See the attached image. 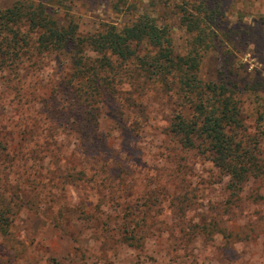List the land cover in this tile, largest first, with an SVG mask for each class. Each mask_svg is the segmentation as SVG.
<instances>
[{"label":"rangeland","instance_id":"rangeland-1","mask_svg":"<svg viewBox=\"0 0 264 264\" xmlns=\"http://www.w3.org/2000/svg\"><path fill=\"white\" fill-rule=\"evenodd\" d=\"M15 1L0 0V6ZM116 1L72 0L68 5L85 32L151 12L172 27L176 48L185 51L190 34L176 14L178 0L168 5V0H127L118 8ZM220 9L223 28L232 33L219 49H234L240 76L264 80V0H223ZM218 52L203 58L206 77H215ZM67 61L68 56H53L38 70L29 69L20 90L30 92L33 106L27 115L28 106L12 105L17 92L7 87L0 71V135L18 155L19 167L0 163V206L8 202L13 210L10 234H0V264H264V176L231 194L228 176L210 154L184 153L165 133L175 102L164 93L127 97L122 124L115 114L121 107L118 98L96 101L97 137L85 141L79 125L88 107L71 109L66 100L70 91L62 82L73 73ZM254 105L251 94L247 107ZM21 116L28 118L25 127ZM137 119L142 120L140 133L130 129ZM26 130L36 135L31 138ZM35 148L38 153L22 156ZM150 187L164 203L148 210L149 223L156 224L142 250H135L121 241L119 227L128 207L144 203ZM185 193L192 203L180 210L177 199ZM211 224L215 233L209 235ZM187 238L192 241L185 249Z\"/></svg>","mask_w":264,"mask_h":264},{"label":"trees","instance_id":"trees-1","mask_svg":"<svg viewBox=\"0 0 264 264\" xmlns=\"http://www.w3.org/2000/svg\"><path fill=\"white\" fill-rule=\"evenodd\" d=\"M126 1H116L115 6ZM222 1L178 0L175 4L180 24L190 34L184 52L175 46L172 27L148 11L136 13L123 25L104 23L85 32L68 5L72 0H16L11 6H0V71L5 72L7 87L17 92L12 105L28 106L27 115L33 106L30 92L20 90L26 87L29 69L36 71L51 57L62 55L68 56L73 72L62 82L70 91L66 100L71 109L88 107L79 125L85 141L92 143L97 137L96 101L118 98L121 107L115 114L122 124L127 97L141 100L145 94L154 93L158 98L164 93L175 102L165 133L184 153L210 154L213 164L228 176V190L237 195L247 181L264 176V80L240 76V63L231 56L234 49L224 45L219 49L227 41L224 36L229 38L232 33L223 28ZM209 51H219L215 77L203 74V58ZM251 94L257 103L252 110L247 107ZM252 116L256 119L250 125ZM19 120L21 127L28 122L25 116ZM140 128L142 120L137 119L130 129L139 132ZM31 131L25 134L32 138L36 131ZM36 151H22V156ZM16 156L0 135V163L9 162L18 170ZM151 189H147L144 203L128 207L119 227L121 241L135 250H142L147 233L156 224L149 223L148 210L164 203L160 192ZM184 195L177 199L180 210L192 203ZM11 212L8 202L0 206L1 235L10 234ZM197 227L199 231L203 228ZM208 233H215L213 224L208 225ZM190 241L183 239L185 249Z\"/></svg>","mask_w":264,"mask_h":264}]
</instances>
